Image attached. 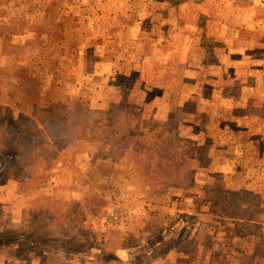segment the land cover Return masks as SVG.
<instances>
[{
	"label": "rangeland",
	"instance_id": "374dc122",
	"mask_svg": "<svg viewBox=\"0 0 264 264\" xmlns=\"http://www.w3.org/2000/svg\"><path fill=\"white\" fill-rule=\"evenodd\" d=\"M0 34V234L89 239L0 264H264V0H0Z\"/></svg>",
	"mask_w": 264,
	"mask_h": 264
},
{
	"label": "trees",
	"instance_id": "16d2710c",
	"mask_svg": "<svg viewBox=\"0 0 264 264\" xmlns=\"http://www.w3.org/2000/svg\"><path fill=\"white\" fill-rule=\"evenodd\" d=\"M31 39H33V36H29V35L25 36V35L22 34V41L23 42H27V41H29ZM4 40H6V36L4 34H0V46L4 45ZM31 50L33 51V53H39V51H37V50H39V48H38V46L36 44H34V46L32 47ZM32 64H35V63L28 62L27 64L23 65L22 67L18 66L17 68H18V70L25 69L26 72H29L30 74L35 76L36 72H31V70L34 71L33 68L31 67V66H33ZM40 65H43V64H40ZM41 69H42V67L38 68V70H41ZM14 81H15V83H18V77L17 76H16V80H14ZM19 83H22V81L20 80ZM50 109L51 108H46L47 111H49ZM62 111H64V110H62ZM88 111H90L89 107H88ZM108 113L111 114L112 111H110ZM81 125H83V124H80L79 126H81ZM32 224H33V222L31 221V224L29 226H31ZM11 227L13 228L12 231L8 227L6 230H4L0 234V245H2L4 243L5 244L9 243L10 241H13V239H20V240H23L25 242L27 247H29V248L31 247V250H34L35 241H34L33 237L27 235L28 233H26V232L22 233L23 231L26 230V226L25 227H18V226L12 225ZM80 231H81L80 233H74L73 240H69V241L57 240L56 242L62 243V244L65 243V244H68L69 246H72V247H75V246H78V245H84V249L88 250L89 249V245H88L87 241L89 239L84 237L85 235H87V233L83 232L82 230H80ZM50 241H51L50 238H47V241H45V238L43 237V239L41 240V242H43L42 248L38 247L37 249L34 250L36 252V254H38L39 252H42L41 254H43V253H46V252H49V251H53L55 244H58V243H54L53 244V243H50ZM32 246H33V249H32ZM104 257H105V255H104Z\"/></svg>",
	"mask_w": 264,
	"mask_h": 264
}]
</instances>
